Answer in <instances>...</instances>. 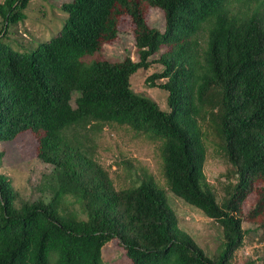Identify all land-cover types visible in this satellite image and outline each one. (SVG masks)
<instances>
[{
  "label": "trees",
  "instance_id": "16d2710c",
  "mask_svg": "<svg viewBox=\"0 0 264 264\" xmlns=\"http://www.w3.org/2000/svg\"><path fill=\"white\" fill-rule=\"evenodd\" d=\"M28 1L0 3V142L31 133L36 160L60 176L50 205L24 199L0 173V264H103L112 240L130 264H234L249 233L243 221L263 227L264 0H72L60 7L67 19L56 36L17 51L4 39L24 21ZM146 8L163 12V30L148 25ZM123 15L134 26L135 59L93 60L119 37ZM151 64L162 71L147 84L167 93L168 112L131 88V76ZM213 87L220 90L214 134L231 166L222 195L203 173L198 126ZM103 127L156 144L169 192L221 228L211 256L179 228L152 178L115 188L81 139Z\"/></svg>",
  "mask_w": 264,
  "mask_h": 264
},
{
  "label": "rangeland",
  "instance_id": "374dc122",
  "mask_svg": "<svg viewBox=\"0 0 264 264\" xmlns=\"http://www.w3.org/2000/svg\"><path fill=\"white\" fill-rule=\"evenodd\" d=\"M2 1L0 0V3ZM70 1L72 0H29L24 9V21L9 27L5 42L17 51L34 50L39 44L58 34L67 19L66 13L62 12L60 7ZM144 17L149 26L158 30L164 29V16L160 9L146 8ZM133 27L131 19L123 15L119 20V37L114 42L103 43L99 53L92 59L98 57L121 61L127 56L135 59ZM159 71H162V68L157 64H151L146 70L139 69L131 76L130 85L133 92L151 98L160 110L168 112L167 93L157 86H148L146 81L147 77ZM219 92L218 87L210 90L198 117V126L205 146L203 173L216 192L222 195L221 189L226 184V174L231 166L214 134L215 124L220 116ZM82 134L85 148L89 149L90 155L108 171L117 190L152 178L155 184L165 191L168 203L177 216L179 228L187 232L207 256H211L218 249L222 242L220 226L169 192L162 175L160 154L153 141L146 137H134L120 127H103L99 132L86 131ZM35 155L36 141L29 132L12 141L0 142V173L9 179L13 189L24 199L41 197L53 205L60 174L36 160ZM253 198L254 193L245 199L242 205L243 214L248 212ZM75 207L81 214L80 207L73 206ZM261 221L263 227L255 231L251 224L243 221V227L248 229L249 233L243 246L234 254V264H245L249 261L252 264H264V217ZM102 262L130 264L115 240L103 247Z\"/></svg>",
  "mask_w": 264,
  "mask_h": 264
}]
</instances>
